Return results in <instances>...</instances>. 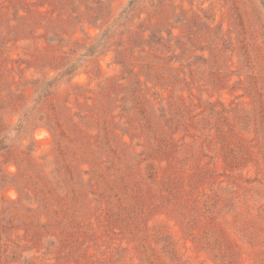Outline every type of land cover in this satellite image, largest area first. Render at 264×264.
<instances>
[{
    "label": "rangeland",
    "instance_id": "rangeland-1",
    "mask_svg": "<svg viewBox=\"0 0 264 264\" xmlns=\"http://www.w3.org/2000/svg\"><path fill=\"white\" fill-rule=\"evenodd\" d=\"M0 264H264V0H0Z\"/></svg>",
    "mask_w": 264,
    "mask_h": 264
},
{
    "label": "trees",
    "instance_id": "trees-1",
    "mask_svg": "<svg viewBox=\"0 0 264 264\" xmlns=\"http://www.w3.org/2000/svg\"><path fill=\"white\" fill-rule=\"evenodd\" d=\"M51 130V129H50ZM52 131V130H51Z\"/></svg>",
    "mask_w": 264,
    "mask_h": 264
}]
</instances>
